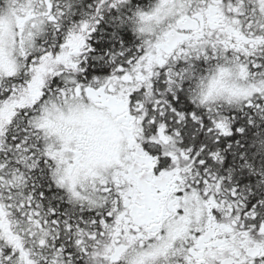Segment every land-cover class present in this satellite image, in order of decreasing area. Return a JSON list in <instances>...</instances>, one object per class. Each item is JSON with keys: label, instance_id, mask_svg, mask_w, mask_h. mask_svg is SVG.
I'll return each mask as SVG.
<instances>
[{"label": "snow or ice", "instance_id": "1", "mask_svg": "<svg viewBox=\"0 0 264 264\" xmlns=\"http://www.w3.org/2000/svg\"><path fill=\"white\" fill-rule=\"evenodd\" d=\"M0 264H264V0H0Z\"/></svg>", "mask_w": 264, "mask_h": 264}]
</instances>
